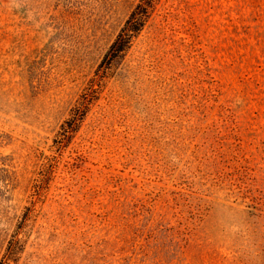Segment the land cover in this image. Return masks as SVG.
<instances>
[{
    "label": "rangeland",
    "instance_id": "1",
    "mask_svg": "<svg viewBox=\"0 0 264 264\" xmlns=\"http://www.w3.org/2000/svg\"><path fill=\"white\" fill-rule=\"evenodd\" d=\"M0 0V261L264 264V0ZM19 227V228H18Z\"/></svg>",
    "mask_w": 264,
    "mask_h": 264
},
{
    "label": "trees",
    "instance_id": "2",
    "mask_svg": "<svg viewBox=\"0 0 264 264\" xmlns=\"http://www.w3.org/2000/svg\"><path fill=\"white\" fill-rule=\"evenodd\" d=\"M155 1L156 0H139L134 6L99 64L95 74L96 79H92L86 92L79 97L77 103L71 109L69 117L62 123L60 127L61 142L62 140L64 141L66 138H69L80 126L88 112L90 104L95 98L96 91L95 88H93V82L95 81L97 85H100L102 79L107 75L112 66H114L124 52H126L131 45L132 40L139 34L147 22L152 9L154 8ZM20 242L21 239L16 237V235L10 240L0 264H10L16 253V247Z\"/></svg>",
    "mask_w": 264,
    "mask_h": 264
}]
</instances>
